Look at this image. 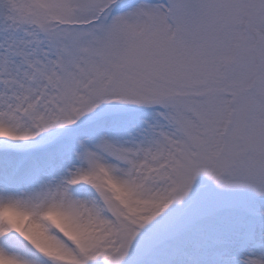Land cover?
<instances>
[{"label":"snow or ice","instance_id":"obj_1","mask_svg":"<svg viewBox=\"0 0 264 264\" xmlns=\"http://www.w3.org/2000/svg\"><path fill=\"white\" fill-rule=\"evenodd\" d=\"M0 264H264V0H0Z\"/></svg>","mask_w":264,"mask_h":264}]
</instances>
